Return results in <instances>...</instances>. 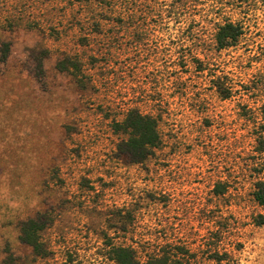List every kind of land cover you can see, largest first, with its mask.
I'll return each mask as SVG.
<instances>
[{"label": "rangeland", "instance_id": "1", "mask_svg": "<svg viewBox=\"0 0 264 264\" xmlns=\"http://www.w3.org/2000/svg\"><path fill=\"white\" fill-rule=\"evenodd\" d=\"M89 1L0 0V264H115L118 245L264 264V0ZM130 108L160 134L140 162L115 129ZM36 217L44 256L20 239Z\"/></svg>", "mask_w": 264, "mask_h": 264}, {"label": "trees", "instance_id": "2", "mask_svg": "<svg viewBox=\"0 0 264 264\" xmlns=\"http://www.w3.org/2000/svg\"><path fill=\"white\" fill-rule=\"evenodd\" d=\"M88 3L89 0H86ZM100 3L104 0H94ZM10 15H5L0 21L2 27L12 28L15 23L10 19ZM31 28H44L40 22L29 24ZM51 30L56 29L54 25L46 24ZM241 34V27L231 21L224 22L218 26L215 34V39L219 48H224L236 42ZM10 50V43L3 41L0 47V59L4 60ZM44 56L48 55V50L43 49ZM57 68L61 71L68 69H78L75 62H66L59 60L56 63ZM37 70L42 71V59L37 62ZM219 92L226 97L229 92H223L222 88H218ZM115 129L125 134V138L121 141V145L125 153L131 159L140 162L148 157L152 149L160 142V134L158 131L157 120L155 117L144 114L135 108H130L125 113L121 121L115 122ZM253 197L255 201L264 206V179H258L254 185ZM254 221L257 225H264V213H259L255 216ZM45 227L43 219L29 218L20 223V239L31 246L36 255L44 256L46 248L40 241V232ZM112 260L115 264H186L184 260V251L182 248L165 249L156 252L146 259L142 260L137 255L135 250L129 246H113L110 250Z\"/></svg>", "mask_w": 264, "mask_h": 264}]
</instances>
